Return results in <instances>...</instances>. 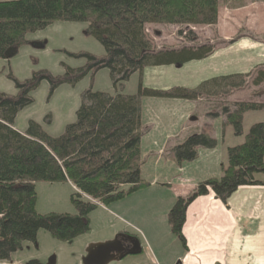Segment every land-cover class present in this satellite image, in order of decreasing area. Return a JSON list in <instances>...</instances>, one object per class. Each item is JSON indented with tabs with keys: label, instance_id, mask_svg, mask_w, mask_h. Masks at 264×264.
<instances>
[{
	"label": "trees",
	"instance_id": "16d2710c",
	"mask_svg": "<svg viewBox=\"0 0 264 264\" xmlns=\"http://www.w3.org/2000/svg\"><path fill=\"white\" fill-rule=\"evenodd\" d=\"M220 3V0L0 1L1 59L14 56L21 45L29 42V34L52 23H84V32L102 45L104 54L86 55L85 67L76 69L73 79L67 81L106 68L114 89L113 93L84 90L74 120L56 136L47 134L33 120L28 121L23 131L13 126L18 111L32 102L31 90L44 78L52 81V76L45 71L33 72L30 78L15 82L16 95L0 91V264L10 260L23 242L35 243L40 229L57 240L72 241L89 230L87 216L97 205L119 201L149 185L140 174L141 97L199 101L219 96L225 101L235 90L264 84V67H257L244 74L212 76L193 88L156 89L139 82L135 94L122 92L130 76L141 73L147 66H180L211 55L215 41L199 40L188 27L215 26ZM150 25L175 26L179 44L156 48L146 30ZM59 82L61 79L56 84ZM224 101L218 111H209L207 115L222 117V126L230 125L233 136H243V140L227 147L219 177L198 181L193 191L177 197L168 210L170 231L183 247L185 212L197 196L210 190L225 202L239 186L264 184L257 178L264 176V123L251 124L246 133L242 125L243 115L264 110V102L249 98ZM217 143L205 131L192 132L170 148L169 153L178 163L191 161L197 157V148L211 149ZM40 181L70 183L75 188L70 195L75 213H38L35 183ZM136 243L131 238V244ZM22 264L42 263L33 258Z\"/></svg>",
	"mask_w": 264,
	"mask_h": 264
},
{
	"label": "rangeland",
	"instance_id": "374dc122",
	"mask_svg": "<svg viewBox=\"0 0 264 264\" xmlns=\"http://www.w3.org/2000/svg\"><path fill=\"white\" fill-rule=\"evenodd\" d=\"M240 1L230 0V3L237 5ZM225 2L227 0H224L223 3ZM225 12V10L223 12L221 10L223 18L228 17ZM84 28V23H52L42 30L29 34L27 38L29 42L21 45L14 56L9 59L0 58V91L5 94L16 95L18 91L15 82H22L30 78L33 72L45 71L53 77L52 81L46 78L42 79L37 87L31 90L32 102L22 107L15 117L13 125L17 129L24 130L28 121L33 120L40 124L47 134L56 136L62 133L67 123L74 120L75 111L80 103V95L84 90L114 92L109 71L106 68L85 73L74 81H67L76 74V69L85 67L86 55L91 54L99 57L104 54L102 45L95 38L87 35ZM188 28L196 33L201 41H216L215 48L229 44L224 37L220 36L216 26H190ZM177 29L175 26L150 25L146 27L147 33L151 36L156 48L179 44L180 38L177 36ZM242 30L246 32L245 29L239 30L230 42L233 43L234 40L239 39ZM154 31L159 33L156 35L153 33ZM36 43L40 45H36ZM201 61H193L180 66H147L145 67L146 79L143 81L146 84L159 85L158 81L163 82V80L159 77L162 74L158 69H169L165 78L166 84L170 86L195 85L204 78L217 74L213 67L206 66L207 62L200 63L195 67L197 68L195 70L186 71L184 69L186 65L198 64ZM260 67H264V64H261ZM58 79H61V82L56 84ZM138 79V73H133L122 88V92L136 93ZM248 98L264 102V84L259 87L250 86L243 88V90H235L233 94L227 96L225 101L219 96L195 102L177 98L141 97L143 134L140 138V149L142 158L145 160L142 167L143 176L153 174L156 168L154 164L156 157L168 152H165L167 147L177 135L182 137L186 134L187 131L184 127L188 120L190 121L187 127L190 129L194 125L198 132L211 133L213 131V126H211L213 119L207 115L209 111L217 110L222 101L231 103L236 99L248 100ZM191 117H194L193 120ZM253 120H264V110L246 115L243 125L245 132L253 124ZM209 121L211 123L207 124ZM221 127L225 133V138L223 137L221 141V128L219 127V136H217L218 131L214 127L215 131L212 135L219 140L218 144L211 149L201 148L199 153L201 160L184 162L182 171H179L186 176L197 177L195 173L204 168L208 162L214 164L213 167L218 168L221 160L226 161L227 146L237 144L239 139L233 136L230 125L227 126L226 130L222 124ZM198 176L200 177L201 174ZM257 178L264 182V176ZM190 184H194V182ZM74 190L75 188L69 183L36 182L35 210L41 214L49 212L75 213V208L70 200V195ZM132 200L130 193L119 201L97 205L87 216L89 230L72 241H60L45 230H38L36 242H23L21 248L11 254L10 260L12 261L9 264H20L33 258L38 259L42 264H85V257L90 259L101 258V264H131V261L135 259L138 263H145L143 256L131 255L130 253L123 255L120 260L112 257L117 253L121 254L129 248L131 249V233L133 232L138 235L141 244L148 249L143 234L131 226V216L134 208H136L133 207L131 211ZM136 201L137 199H134V203ZM114 203H118L124 208L122 210L116 208ZM252 205L255 218L250 219H252L257 235H259L258 231L264 233V196H257ZM127 207L128 209L125 211ZM121 231H129L130 234ZM82 251H84V256L78 262L76 258L78 253Z\"/></svg>",
	"mask_w": 264,
	"mask_h": 264
},
{
	"label": "crops",
	"instance_id": "0c3cea01",
	"mask_svg": "<svg viewBox=\"0 0 264 264\" xmlns=\"http://www.w3.org/2000/svg\"><path fill=\"white\" fill-rule=\"evenodd\" d=\"M220 1L215 26L218 28L220 36L224 37L225 41L227 40L229 44L221 46V48L216 47L211 55L202 59L203 61L198 60L201 61L198 64L186 65L184 67L186 71L195 70L197 69L195 68L197 65L207 62L206 66L213 67L217 71V74L212 76H222L232 73H248L264 64V0H241L237 5L230 3V0H227L225 3H223L224 0ZM221 10L222 12L225 10V14H228V17L223 18ZM241 29H245L246 32L242 30L239 34V39L234 40L233 43L230 42L235 33ZM145 70L146 68L141 73L137 72L138 83L142 82L143 86L156 89L173 87L166 84L165 80L169 69H158L162 74L159 77L163 80V82L158 81L159 85L146 84L143 81L146 79ZM199 83L192 86H176L193 88ZM126 94L135 93L130 92ZM238 100L243 99H236L235 101ZM251 112L256 111L246 112L243 115L242 125H244L246 115ZM210 118L213 119V125H211L213 126V131L208 133V135L213 137L212 133L217 128V136H219L220 127V140L222 141L223 137L225 138V133L221 127L222 117L210 116ZM189 121L185 123L184 128L187 132L182 136L183 138L177 135L170 142V145L168 144L169 146L165 151L168 152L156 157V161L154 162L156 168L150 176H143L142 174V167L145 162L142 158L140 168L141 178L149 182V185L131 193V200L133 199L131 201V211L133 207L137 208H134L133 215L131 216V226L143 234L148 249L141 244V241L137 237L138 235L133 232L134 234L131 233V238L137 240V243L136 245L131 244V249H127L124 253L143 256L145 263H138L137 259H135L131 261V264H175L176 262L182 264H264V233L258 231L259 235H257V230L254 228L252 219H250L255 218L252 204L257 196H264V185L239 186L225 202L216 198L210 190L205 195L197 196L188 205L185 212V221L182 226L185 247L171 233L167 223V213L175 199L193 191L196 182L209 177H219L222 173L221 165L225 164V160H221L217 168L213 167L214 164L208 162L204 168L195 173L197 177L186 176L181 172L182 165L187 161L176 162L170 156L169 150L190 133L198 132L194 125L191 129L187 127ZM259 121L264 123V120H253V123ZM210 123L209 121L207 124ZM14 128L16 127L14 126ZM226 128L227 126L225 130ZM243 133H246L244 126ZM235 138L239 139L238 143L243 140V136ZM200 152L201 148H198L197 157L194 160H201ZM200 174L201 176L199 177L198 175ZM191 182H194V184H190ZM134 199H137L136 203H134ZM114 204L116 208H120L121 210L124 208V206L118 203ZM127 209L128 207L125 211ZM121 232L130 234L129 231ZM121 255L117 253L112 257L120 260L123 257ZM83 256L84 251L78 253L76 261L80 262ZM11 261L8 260V263L4 262V264H9ZM100 262L101 258H84L85 264H101Z\"/></svg>",
	"mask_w": 264,
	"mask_h": 264
},
{
	"label": "water",
	"instance_id": "95a60500",
	"mask_svg": "<svg viewBox=\"0 0 264 264\" xmlns=\"http://www.w3.org/2000/svg\"><path fill=\"white\" fill-rule=\"evenodd\" d=\"M194 117L191 118V120H193Z\"/></svg>",
	"mask_w": 264,
	"mask_h": 264
}]
</instances>
